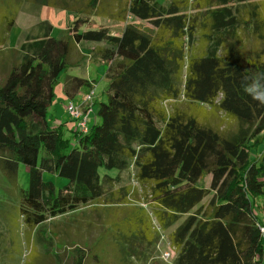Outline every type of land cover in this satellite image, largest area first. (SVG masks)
Listing matches in <instances>:
<instances>
[{"label":"trees","instance_id":"obj_1","mask_svg":"<svg viewBox=\"0 0 264 264\" xmlns=\"http://www.w3.org/2000/svg\"><path fill=\"white\" fill-rule=\"evenodd\" d=\"M27 1L67 9L74 20L58 38L42 22L43 35L14 48L7 44L21 1L0 0V172L8 183L0 235L12 240L13 262L33 230L26 264H61L54 247L75 230L77 241H63L75 249L71 264H99L100 250L83 235L92 217L76 213L91 206L118 237L147 238L158 222L175 264H264V147L250 156L264 142V105L244 91L264 74V0ZM94 16L123 28L113 33ZM82 41L98 44L92 56L108 64L109 84L96 120L71 142L48 112L60 76L84 59ZM85 86L90 92L94 82L68 76L64 91L72 98ZM21 163L26 189L18 184ZM131 170L143 197L128 201L119 185ZM46 171L68 183L57 189ZM208 175L209 187L199 186ZM71 213L62 227L44 228Z\"/></svg>","mask_w":264,"mask_h":264},{"label":"rangeland","instance_id":"obj_2","mask_svg":"<svg viewBox=\"0 0 264 264\" xmlns=\"http://www.w3.org/2000/svg\"><path fill=\"white\" fill-rule=\"evenodd\" d=\"M21 1L20 10L22 7H25L26 5H34L31 9H34V14L29 15V12L23 11L26 15L23 18L24 23L22 22L20 26L14 27L10 34V39L8 41L7 46H19L20 45V37L23 33V26L25 25H33L38 20L42 21H48L53 26L52 35L56 38L61 37L64 34V31L72 24L74 20L73 13L67 9H60L55 8L52 6H40L34 3H29L27 0H19ZM168 1V0H164ZM37 5V6H36ZM94 20H96L99 23H103L106 25H109L110 30L113 33H119L124 24H120L118 22L113 21L110 18H103V17H97L94 16ZM26 21V22H25ZM129 21L134 22L137 25H143L145 26L146 23L142 22L140 20H131ZM96 45L95 42H89V41H82L79 44V48L81 52L85 55L83 61L79 63V65H70L68 69L60 76V82L55 87V96L53 100V105L50 107L48 112V120L54 124L52 120V117L55 113V110H58V115L60 116L65 111V119H68L70 121H66V126L64 128V137L66 139H70L71 142L74 141V138L72 137L73 132L77 129V121L74 120L70 114L67 111V105L72 100L76 103L80 102L82 95L86 90H88V87H83L79 93L70 98L65 94L64 91V85L66 78L68 76H78L82 78L89 79L91 82H94V91L95 95L93 97L94 101L97 103L95 106L96 109H94V113H97V106L100 102L107 101V88L109 84V80L106 78V72L108 68V64L104 61H101L95 57L92 56V48ZM2 75L0 74V82L2 81ZM65 109V110H64ZM94 121L92 120V116L90 117L89 125H91ZM264 147V142L260 145L258 148H252L251 151V158H254L258 151H260ZM42 155L45 154V151L42 150ZM101 172H108L110 174H115L116 170H106L104 168L101 169ZM133 170L131 171H125L122 173V182L119 185V188L122 190L120 191L122 194L126 196L128 201H133L136 198H142L143 195L141 190L137 183L134 180ZM43 178L45 181H52L56 185V188L59 189L63 187L65 184L68 183V180L64 177L59 176L58 174L51 173V172H44ZM211 182V175L205 176L204 179H202L198 185L199 186H206L209 187ZM18 184L26 189L29 185V169L25 164L19 165L18 170ZM8 183L6 179L3 177L2 173L0 172V201L1 199H4L3 196V188L7 186ZM130 187V188H128ZM134 190V192L132 191ZM138 191V192H137ZM134 194H133V193ZM261 202V201H260ZM133 203V202H131ZM130 203V204H131ZM129 204V203H128ZM260 204V203H259ZM127 205V204H126ZM264 205V202H261V205L258 206V210L261 213L262 207ZM86 212L89 213V215L92 217V223L84 225L83 229V235L84 240L86 241V244H93L94 249H99V264H175V250L171 246V244L168 241V232L163 229H159L158 222H155V220H152V229H154V233L150 232L151 234L148 235L147 238L144 237V234L141 232L140 235L135 236L136 240L139 241L141 239L142 241V247L140 243L135 241V239H127L125 237H118L116 234L110 235L108 232V228L110 226L106 223H102V221L106 220V217L99 214L98 210H95L91 206H84L82 207L78 212ZM66 217H73V213L68 214L63 217H57L53 218L52 220H49L46 225L45 229L47 231L49 228H51L54 225L59 224L60 227L64 225L62 221L66 219ZM90 217V218H91ZM52 223V226H51ZM104 226V227H101ZM4 224L0 220V233L4 229ZM107 233L105 234V232ZM49 235L52 236V233ZM71 239L69 241H77L74 239L75 237V230L71 233ZM150 237V238H149ZM36 235H33V230L31 231L30 241L35 242ZM62 239V238H61ZM153 241V242H147L145 241ZM64 243H67L69 241H65V237L63 236L62 241L60 243H56L54 249H57L60 256L55 257L54 260L56 263L61 264H71L73 261V253L75 251L74 248L68 244L66 247L63 245ZM111 241H115L113 244H111ZM118 241H121L118 243ZM124 241H130V242H124ZM30 242V244H31ZM125 244L124 246L121 245ZM30 244H24L22 247V254L18 256L17 260L13 262V258L10 257V248L12 246V240L10 237H6L5 235H0V264H26V262L30 259V248L33 245ZM39 244V243H38ZM135 244V245H133ZM99 247V248H98ZM128 247H134V249L137 250L138 255H130ZM44 246H39L40 251L44 250ZM90 252V251H88ZM169 252L170 256L168 259L164 258L165 253ZM144 256V259L142 260L141 256ZM2 261V262H1ZM89 264H95V262H92L91 259L88 258Z\"/></svg>","mask_w":264,"mask_h":264},{"label":"crops","instance_id":"obj_3","mask_svg":"<svg viewBox=\"0 0 264 264\" xmlns=\"http://www.w3.org/2000/svg\"><path fill=\"white\" fill-rule=\"evenodd\" d=\"M32 6H34V5H31V4H29V5H26L25 7H22V9L20 10V12L18 13V16H17V19H16V23H15V26L14 27H17V26H20L21 25V23L23 22L24 23V21H23V18H24V16L26 15L25 13H23V11H27V12H29V15H30V13L31 14H34V9H31V8H34V7H32ZM37 6V5H36ZM26 22V21H25ZM42 22H48V21H42V20H38L37 22H35L33 25H25V26H23V27H21V28H23V33H22V35H21V37H20V42L22 43L26 38H30V37H38V36H41V35H43V33L45 32V30H47L46 28L47 27H45L46 26V24H43V28H41V25H42ZM49 23V22H48ZM13 27V28H14ZM12 28V29H13ZM43 29V30H42ZM12 31V30H11ZM53 31V30H52ZM10 34H11V32H10ZM20 43V44H21ZM98 44H96L95 46H97ZM20 46V45H19ZM19 46H15L14 48H18ZM94 46V47H95ZM13 47V46H12ZM93 47V48H94ZM96 109V108H95ZM65 110V109H64ZM65 111L63 112V114L61 115V117L60 116H57L58 115V110H55V113H54V115H53V117H52V120L53 121H56V122H54V124L52 123V125H54V126H57V125H59V124H62L61 126H62V128L64 129L65 128V126H66V121L68 120V119H65L64 117H65ZM91 116H92V120L93 121H95L96 120V118H97V115L94 113V109H93V112L91 113ZM90 116V117H91ZM68 121H70V120H68ZM154 221V220H153ZM156 222V221H155ZM160 229V228H159ZM154 229H152L151 228V230H150V232H152V234L154 233V231H153ZM151 234V233H150ZM154 234H156V233H154ZM135 236H138V235H134V236H132L130 239H135V241H137L136 240V238H135ZM146 238V237H145ZM150 238V237H149ZM140 241H141V239L138 241L139 243H140ZM151 240H149V241H145V243H147V242H150ZM151 242H153V241H151ZM140 245H141V247H142V241H141V243H140ZM136 254L138 255V252H137V250H136ZM142 257V260L144 259V256L142 255L141 256Z\"/></svg>","mask_w":264,"mask_h":264},{"label":"built area","instance_id":"obj_4","mask_svg":"<svg viewBox=\"0 0 264 264\" xmlns=\"http://www.w3.org/2000/svg\"><path fill=\"white\" fill-rule=\"evenodd\" d=\"M95 95L94 89L90 92H86L82 95L80 102L76 103L74 101H70L67 105V111L70 116L77 121V129L83 132H86L90 125V116L93 112V96ZM261 222L259 223L260 232L264 239V210L261 215ZM170 253L167 252L164 255L165 259H168Z\"/></svg>","mask_w":264,"mask_h":264},{"label":"clouds","instance_id":"obj_5","mask_svg":"<svg viewBox=\"0 0 264 264\" xmlns=\"http://www.w3.org/2000/svg\"><path fill=\"white\" fill-rule=\"evenodd\" d=\"M245 93L260 105H264V74H257L244 85Z\"/></svg>","mask_w":264,"mask_h":264}]
</instances>
